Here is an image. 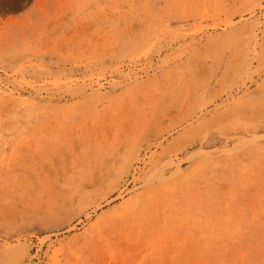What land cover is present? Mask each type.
Returning <instances> with one entry per match:
<instances>
[{
	"label": "rangeland",
	"instance_id": "rangeland-1",
	"mask_svg": "<svg viewBox=\"0 0 264 264\" xmlns=\"http://www.w3.org/2000/svg\"><path fill=\"white\" fill-rule=\"evenodd\" d=\"M0 264H264V0H0Z\"/></svg>",
	"mask_w": 264,
	"mask_h": 264
},
{
	"label": "bare ground",
	"instance_id": "bare-ground-1",
	"mask_svg": "<svg viewBox=\"0 0 264 264\" xmlns=\"http://www.w3.org/2000/svg\"><path fill=\"white\" fill-rule=\"evenodd\" d=\"M134 8V7H133Z\"/></svg>",
	"mask_w": 264,
	"mask_h": 264
}]
</instances>
